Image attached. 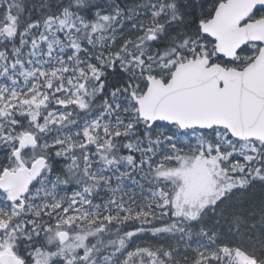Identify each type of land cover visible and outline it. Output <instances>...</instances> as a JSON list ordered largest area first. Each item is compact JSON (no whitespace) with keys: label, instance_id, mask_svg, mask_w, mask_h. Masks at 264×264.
<instances>
[{"label":"snow or ice","instance_id":"6c2138e0","mask_svg":"<svg viewBox=\"0 0 264 264\" xmlns=\"http://www.w3.org/2000/svg\"><path fill=\"white\" fill-rule=\"evenodd\" d=\"M0 264H264V0H0Z\"/></svg>","mask_w":264,"mask_h":264}]
</instances>
